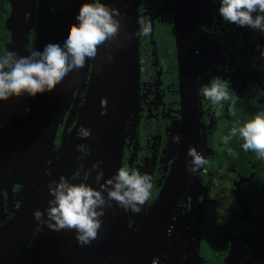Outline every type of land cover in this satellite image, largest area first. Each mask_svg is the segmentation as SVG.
I'll return each instance as SVG.
<instances>
[{
	"label": "flooded vegetation",
	"instance_id": "af4514ba",
	"mask_svg": "<svg viewBox=\"0 0 264 264\" xmlns=\"http://www.w3.org/2000/svg\"><path fill=\"white\" fill-rule=\"evenodd\" d=\"M61 1L0 0V54L37 51L42 4L55 27ZM190 5L192 24L179 33L176 0H137L136 102L121 114L123 119L117 121L112 114L116 123L107 126L99 120L100 99L96 101L90 137L82 139L62 174L78 183L98 157L115 155L119 167L152 177L153 189L141 212H125L112 202L104 208L96 238L88 245L78 246L73 230L48 229L44 210L51 197L47 188L41 195L38 188L67 148L86 106L93 58L85 64L82 84L70 92L62 88L56 96L53 84L35 96L0 102V264L127 263L182 152L181 66L186 59L195 69L200 116L196 150L208 164L197 175L189 174L183 193L173 206L165 207L169 211L159 221L164 228L149 264H185L192 252L198 253L201 264H264V206L254 203L246 188L256 173L245 176L231 166L237 159L230 151L232 140H222L229 135L232 111L247 102L263 108L257 104L264 100V57L259 54L264 33L222 20L214 0H190ZM109 52L106 44L104 72L109 69ZM213 76L230 81L238 97L231 110V99L213 105L199 94L200 86ZM255 84L259 89L253 88ZM36 121L28 142L25 133ZM112 128L116 134L106 136ZM173 135L179 136L178 143L172 141ZM34 210L41 212L40 221L33 219Z\"/></svg>",
	"mask_w": 264,
	"mask_h": 264
},
{
	"label": "clouds",
	"instance_id": "9594fccd",
	"mask_svg": "<svg viewBox=\"0 0 264 264\" xmlns=\"http://www.w3.org/2000/svg\"><path fill=\"white\" fill-rule=\"evenodd\" d=\"M214 2L218 5L216 14L222 20L264 33V0ZM117 15L116 9L100 0H87L79 5L74 16L75 23L67 26L59 40L46 39L40 50H32L24 56H18L14 51L0 54V102L10 97H31L51 90L54 82L61 81L68 72L82 68L86 58L96 56L98 46L116 37L120 27ZM143 31L146 34L147 28ZM259 54L264 57V46L259 48ZM106 60H110V57ZM229 85V80L213 76L198 91L213 105L231 99V110L238 97ZM100 104V114L104 115L106 100L101 99ZM76 134L79 138L90 137L89 129L83 126L77 129ZM236 135L242 140L241 148L244 151L254 152L257 158L264 160V111L253 114L238 128L233 127L222 140L227 142ZM172 141L178 143L179 136L173 135ZM207 164L208 160L194 147L187 149L185 170L189 174L197 175V170ZM97 169L98 162L93 163L83 172L78 183L66 180L61 175L47 185L51 198L44 210V223L53 231L73 230L78 246H86L96 238L105 207H111L112 202H115L125 212H141L140 206L150 198L153 189L152 177L146 172L121 166L101 183L103 172ZM93 171L95 175L92 183L97 187L86 182ZM32 216L40 221L41 212L34 210Z\"/></svg>",
	"mask_w": 264,
	"mask_h": 264
},
{
	"label": "water",
	"instance_id": "95a60500",
	"mask_svg": "<svg viewBox=\"0 0 264 264\" xmlns=\"http://www.w3.org/2000/svg\"><path fill=\"white\" fill-rule=\"evenodd\" d=\"M83 2H87V0H62L60 11L57 16L58 22L55 27L50 26L46 12L47 6L42 4V26L38 37L37 51L42 48L46 39H60L61 34L66 30L67 26L71 23H75L74 16L79 5ZM100 2L106 4L110 8L116 9L119 13V15L116 16V19L120 22L117 35L111 41L106 42V44L109 45L110 51V60L108 62L110 64L109 69L107 72H104V67L106 65L104 58L106 44L100 45L97 47V54L93 58L92 75L88 89L86 106L80 114L77 125L73 129L71 140L67 148L51 172L41 182L38 188L40 195L46 190L50 181L56 180L63 174L70 161L78 152L83 138H79L77 136V129L81 126L87 129L91 128L89 124L91 119L94 117L93 114L96 109V101L99 99L100 101L101 99L106 100V104L104 105V115H101L99 112L101 111L100 101L98 113L101 115L99 120L103 119L107 126L112 123L114 126L116 123L111 119L112 114L113 116L118 117L117 121L121 120L125 117L121 114H127L126 109L136 102L139 88L137 57L139 23L136 11L137 0H100ZM176 4V8H178V31L181 33L185 30V26L192 24L191 5L190 0H176ZM15 6L17 5L15 4ZM133 33H135V35H133ZM90 60L91 59L86 58L85 64L90 63ZM85 64L82 68L74 69L68 72L61 81L54 82L56 96L61 94L62 88L68 92L74 90L76 83L73 81L78 75L79 79L80 77L83 79ZM181 69L184 78V135L182 152L179 154L167 185L154 205L146 224L143 226L139 239L137 240L133 250H131L130 257L128 258L126 264H149L153 256L152 254L155 250L156 243L159 241L161 232L164 228V223L162 224L159 221L162 217H164L165 211H169L168 209H165V207L174 205L176 198L183 193L184 187L189 178V173L185 170V154L189 147H194L196 149L199 141L200 116L197 106L194 65L191 61L188 62L186 59L183 60ZM96 118L97 116H95V119ZM36 126L37 121L33 122L30 125L29 130L25 133L24 138H26L28 142L31 140V137H33L31 133L36 129ZM92 130H95V128L92 127ZM106 132V136L110 135L112 132L115 133L113 128L111 130H106ZM94 146L96 145L93 144L92 150H95ZM106 157L105 160L100 156L97 158L98 160L93 162H98V169L107 170L103 172L101 183L103 182V179L114 174V172L119 168V159L117 160L115 155H110V158ZM88 169L89 167L87 170ZM90 179H92L91 173L88 177V180ZM88 180L86 182L89 185L97 187L95 184L89 183ZM166 216L167 215H165V217ZM45 235L47 236V233ZM231 261L235 262L236 258L231 259ZM185 264H201L198 253L192 252V256L188 258Z\"/></svg>",
	"mask_w": 264,
	"mask_h": 264
},
{
	"label": "trees",
	"instance_id": "16d2710c",
	"mask_svg": "<svg viewBox=\"0 0 264 264\" xmlns=\"http://www.w3.org/2000/svg\"><path fill=\"white\" fill-rule=\"evenodd\" d=\"M264 111V108H257L247 102L240 110L232 111L231 115L232 123L229 128L239 127L244 121L251 118V116L257 112ZM231 154L237 157L236 160L230 162L231 166H234L239 173L247 176L248 173L254 171L256 174L251 181L246 184V188L249 190L250 199L264 206V160L257 158L254 152L244 151L241 148L242 140L238 135L231 138Z\"/></svg>",
	"mask_w": 264,
	"mask_h": 264
},
{
	"label": "rangeland",
	"instance_id": "374dc122",
	"mask_svg": "<svg viewBox=\"0 0 264 264\" xmlns=\"http://www.w3.org/2000/svg\"><path fill=\"white\" fill-rule=\"evenodd\" d=\"M84 81H85V79H84ZM73 82L76 83V85L79 87L82 84L83 79H82V77H80V79H79V75H78ZM253 88H255V90L259 89L257 84L253 85ZM259 103L257 105L264 108V100H260Z\"/></svg>",
	"mask_w": 264,
	"mask_h": 264
}]
</instances>
